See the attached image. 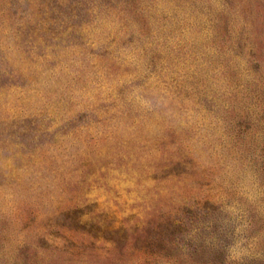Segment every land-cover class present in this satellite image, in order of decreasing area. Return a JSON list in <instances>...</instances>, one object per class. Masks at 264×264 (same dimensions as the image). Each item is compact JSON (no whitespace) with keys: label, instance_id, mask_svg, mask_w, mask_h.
I'll list each match as a JSON object with an SVG mask.
<instances>
[{"label":"rangeland","instance_id":"rangeland-1","mask_svg":"<svg viewBox=\"0 0 264 264\" xmlns=\"http://www.w3.org/2000/svg\"><path fill=\"white\" fill-rule=\"evenodd\" d=\"M0 264H264V0H0Z\"/></svg>","mask_w":264,"mask_h":264}]
</instances>
